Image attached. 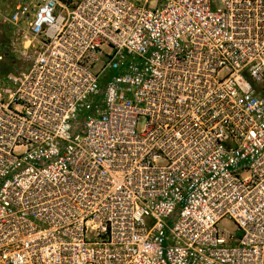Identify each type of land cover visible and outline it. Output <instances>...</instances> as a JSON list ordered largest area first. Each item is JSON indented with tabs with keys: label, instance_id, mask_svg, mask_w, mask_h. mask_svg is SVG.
Segmentation results:
<instances>
[{
	"label": "built area",
	"instance_id": "2783aa9c",
	"mask_svg": "<svg viewBox=\"0 0 264 264\" xmlns=\"http://www.w3.org/2000/svg\"><path fill=\"white\" fill-rule=\"evenodd\" d=\"M0 264H264V0H0Z\"/></svg>",
	"mask_w": 264,
	"mask_h": 264
},
{
	"label": "rangeland",
	"instance_id": "374dc122",
	"mask_svg": "<svg viewBox=\"0 0 264 264\" xmlns=\"http://www.w3.org/2000/svg\"><path fill=\"white\" fill-rule=\"evenodd\" d=\"M1 30H2V29L0 28V32H1ZM0 68H1V64H0Z\"/></svg>",
	"mask_w": 264,
	"mask_h": 264
}]
</instances>
